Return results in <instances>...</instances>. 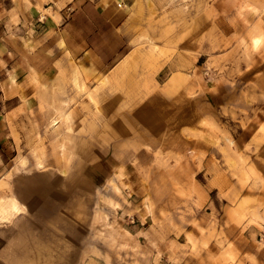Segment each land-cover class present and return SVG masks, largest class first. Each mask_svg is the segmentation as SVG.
I'll use <instances>...</instances> for the list:
<instances>
[{
  "label": "rangeland",
  "instance_id": "1",
  "mask_svg": "<svg viewBox=\"0 0 264 264\" xmlns=\"http://www.w3.org/2000/svg\"><path fill=\"white\" fill-rule=\"evenodd\" d=\"M122 1L111 64L9 113L0 264H264V0Z\"/></svg>",
  "mask_w": 264,
  "mask_h": 264
},
{
  "label": "crops",
  "instance_id": "2",
  "mask_svg": "<svg viewBox=\"0 0 264 264\" xmlns=\"http://www.w3.org/2000/svg\"><path fill=\"white\" fill-rule=\"evenodd\" d=\"M122 2L0 0V140L10 131V112L39 107L59 65L70 73L74 62L92 74L120 55L128 41ZM8 155L0 141V170Z\"/></svg>",
  "mask_w": 264,
  "mask_h": 264
},
{
  "label": "bare ground",
  "instance_id": "3",
  "mask_svg": "<svg viewBox=\"0 0 264 264\" xmlns=\"http://www.w3.org/2000/svg\"><path fill=\"white\" fill-rule=\"evenodd\" d=\"M12 199H13V198H12ZM10 200H11V199H10ZM16 202H17L16 200L13 201L12 206H13V208H14L15 210L18 211V210H19V207L17 206ZM10 206H11V205H10ZM12 206H11V207H12ZM2 207H3L2 209H3L4 212H7V211L10 212V211L8 210L9 207H8V208H7V206H2ZM2 209H0L1 212H3ZM11 209H12V208H11ZM5 214H6V213H5ZM8 214H10V213H8ZM0 215H1V214H0ZM6 216H7V214H6ZM0 217H2V216H0ZM8 217H9V216H8ZM3 218H4V216H3Z\"/></svg>",
  "mask_w": 264,
  "mask_h": 264
},
{
  "label": "built area",
  "instance_id": "4",
  "mask_svg": "<svg viewBox=\"0 0 264 264\" xmlns=\"http://www.w3.org/2000/svg\"><path fill=\"white\" fill-rule=\"evenodd\" d=\"M119 5H121V3H119Z\"/></svg>",
  "mask_w": 264,
  "mask_h": 264
}]
</instances>
